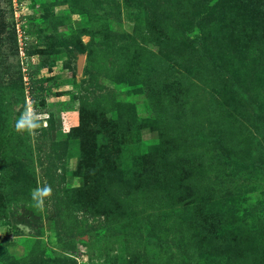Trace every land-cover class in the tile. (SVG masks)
I'll return each instance as SVG.
<instances>
[{
	"label": "rangeland",
	"instance_id": "1",
	"mask_svg": "<svg viewBox=\"0 0 264 264\" xmlns=\"http://www.w3.org/2000/svg\"><path fill=\"white\" fill-rule=\"evenodd\" d=\"M24 1L20 59L0 0V264H264V0Z\"/></svg>",
	"mask_w": 264,
	"mask_h": 264
},
{
	"label": "built area",
	"instance_id": "2",
	"mask_svg": "<svg viewBox=\"0 0 264 264\" xmlns=\"http://www.w3.org/2000/svg\"><path fill=\"white\" fill-rule=\"evenodd\" d=\"M13 3L15 6H18L19 8V11L15 12V17H16L15 28L20 46V53L23 56L24 53L23 46L25 45L27 39V32L25 29V17L24 15H22V7H20L21 3L18 0H13Z\"/></svg>",
	"mask_w": 264,
	"mask_h": 264
},
{
	"label": "trees",
	"instance_id": "3",
	"mask_svg": "<svg viewBox=\"0 0 264 264\" xmlns=\"http://www.w3.org/2000/svg\"><path fill=\"white\" fill-rule=\"evenodd\" d=\"M12 31H13V37H14V42H15V49H16V51L18 53V48H19L18 46H19V44H17L18 40H17V35H16V32H15L14 25H13ZM111 159L112 158H111L110 153H109V156L108 157H104V160L106 162H108L109 164L111 162ZM104 166H105V164H104ZM106 168H107V170H110L112 167H111V165H109ZM133 181L136 183V185L138 187H146L147 185L150 184V182L152 181V178L150 177V175L149 176L148 175H146V176H144V175L143 176H140L139 175L138 177H135ZM175 194H176V191H175V193L172 192V195L174 197H177V195H175Z\"/></svg>",
	"mask_w": 264,
	"mask_h": 264
},
{
	"label": "clouds",
	"instance_id": "4",
	"mask_svg": "<svg viewBox=\"0 0 264 264\" xmlns=\"http://www.w3.org/2000/svg\"><path fill=\"white\" fill-rule=\"evenodd\" d=\"M12 2H13V0H11ZM21 4H20V6H22L23 5V3L25 2L24 0H18ZM22 15H24V17H25V29H26V24H27V18L30 16V15H27V13L26 12H24L23 10H22ZM16 19V17H15V14H14V20ZM15 23H16V20L14 21V28H15ZM15 32H16V28H15ZM26 32H27V29H26ZM16 35H17V33H16ZM17 40H18V38H17ZM27 40V39H26ZM18 44H19V42H18ZM25 45H26V43H25ZM24 45V46H25ZM19 50H20V46H19ZM19 53H20V51H19ZM23 57V56H22ZM22 57H21V53H20V59H22ZM32 111V107H29V114H32L33 112H31Z\"/></svg>",
	"mask_w": 264,
	"mask_h": 264
},
{
	"label": "water",
	"instance_id": "5",
	"mask_svg": "<svg viewBox=\"0 0 264 264\" xmlns=\"http://www.w3.org/2000/svg\"><path fill=\"white\" fill-rule=\"evenodd\" d=\"M82 61H83L82 56H79V58H78V62H77V70H78V71L81 70Z\"/></svg>",
	"mask_w": 264,
	"mask_h": 264
}]
</instances>
